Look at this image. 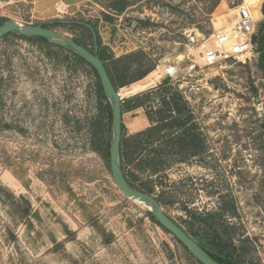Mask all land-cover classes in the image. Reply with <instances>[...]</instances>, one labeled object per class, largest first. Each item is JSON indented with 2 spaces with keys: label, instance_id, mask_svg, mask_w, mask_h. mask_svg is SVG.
<instances>
[{
  "label": "rangeland",
  "instance_id": "1",
  "mask_svg": "<svg viewBox=\"0 0 264 264\" xmlns=\"http://www.w3.org/2000/svg\"><path fill=\"white\" fill-rule=\"evenodd\" d=\"M263 2L0 0V21L47 26L91 49L96 41L87 25L112 60L142 53L143 69L152 71L117 92L151 76L153 84L121 103L126 108L141 95L153 99L122 112V139L130 144L151 127L148 114L160 101L154 92L169 87L186 102L179 119L191 115L187 127L194 125L207 151L179 156L172 146L165 168L151 177L137 172V183L158 186L153 196L163 193V212L182 227L195 213L227 205L222 219L231 225L233 257L264 264V77L258 62L237 68L227 84L196 65L190 77L167 78L168 85L156 73L166 61L189 69L196 50L188 35L208 39L214 23H230L241 4L260 11L258 34L264 35ZM95 83L89 68L51 45L15 36L0 41V264H197L150 220L146 207L119 193L109 159L94 150ZM175 132L168 131L170 139Z\"/></svg>",
  "mask_w": 264,
  "mask_h": 264
},
{
  "label": "trees",
  "instance_id": "2",
  "mask_svg": "<svg viewBox=\"0 0 264 264\" xmlns=\"http://www.w3.org/2000/svg\"><path fill=\"white\" fill-rule=\"evenodd\" d=\"M261 12L262 14H264V2L262 4ZM258 13L261 16L259 10ZM4 22L6 21H0V26ZM42 27L48 29L47 26ZM84 27H86L85 29H87L89 34L91 33L90 40L92 42L95 38L96 46L98 49L97 56L102 62L107 72V75L111 81V84L116 92L119 88H123L136 81L143 79L152 71V68L143 69V60L145 59V56L142 53L129 54L121 57L118 60H112L111 57L107 56L104 50L100 48V44L98 42V35H92V27L87 25H85ZM8 36H15L21 40L29 42H41L47 46H50V44L48 45V42L45 39L39 37H21L15 33H12L5 36L4 38ZM72 41L90 52L94 51L95 45L91 49H88L81 42L75 40ZM256 43L259 51L258 68L260 69L264 77V41H256ZM53 47L56 48V50L66 54V56L72 58V60H74V63L78 66H85L89 68L94 74L96 78V109L98 111L95 121L93 122L96 125V128L98 129V131H95L94 135L92 136L94 140V150L102 153L106 159H109L112 117L110 105L102 92L101 84L96 71L92 68L90 64L80 59L75 54H72L57 46ZM135 63L137 64V66L135 67L136 69H133L132 66ZM163 85H168L167 79L164 81ZM154 93L160 97V101L158 108L153 112L150 111L148 114V120L153 126L151 125V127L143 133H138L131 140L130 144L125 142L121 136L119 152V164L127 184L138 191L150 195H154L155 189L158 188V186H156L153 182L137 183L139 179L136 173L147 171L149 177L159 174V172L165 168V165L168 162V153H170L168 152V149L174 146L172 140L169 138V134H167L168 131H171L173 128L185 127L187 125V122H189V119L192 118L191 115H189L187 119L188 121H182L179 119V116L185 114V111L187 109L186 102L183 101V99L179 97L177 93L170 90L169 87L161 89L158 92L156 90ZM152 99L153 98L149 97V95H141L140 97L134 99L131 102V105L127 106L126 108L124 106V103H121V112L126 109L140 107ZM105 117L108 121V127L107 131L103 133L104 130L102 128V125ZM104 134H106L108 138L105 137ZM181 136H183L182 144L180 143L181 145L185 146L188 138L191 140L192 145H194V141L196 139L194 134V125H191V127H188L183 130L181 132ZM148 148L150 149V152L147 153L146 156H141L142 151ZM134 163H136L135 169L131 172L128 168H130V166ZM162 196L163 193L161 192L156 198L159 204L161 203L160 201L162 200ZM227 210V205H223V207L220 208L219 212H212L206 214L195 213L190 217V221L184 222V227L177 223L176 224L181 227L183 231L187 235H189V237L195 243H197V245L211 259L218 262L219 264H245L242 261L236 260L233 257L236 247L234 246L235 242L233 241L234 236L230 233L231 225L229 221L226 222L222 219L224 217V212H227ZM147 215L152 222H154L157 226L160 227V225L154 220V218L149 213H147ZM178 244L180 245V243ZM183 249L186 251L185 248ZM189 256L191 255L189 254ZM191 258L193 257L191 256ZM195 262L199 264L196 260Z\"/></svg>",
  "mask_w": 264,
  "mask_h": 264
},
{
  "label": "water",
  "instance_id": "3",
  "mask_svg": "<svg viewBox=\"0 0 264 264\" xmlns=\"http://www.w3.org/2000/svg\"><path fill=\"white\" fill-rule=\"evenodd\" d=\"M264 31V30H263ZM15 33L21 37H39L45 39L48 44L60 47L72 54H75L80 59L86 61L96 71L102 92L110 105L111 111V141L109 145V171L116 189L125 198L137 202L148 208V213L160 225V227L170 234L175 241L186 249V251L199 264H219L211 259L189 235H187L181 227L172 221L163 212L160 204L153 195L138 191L130 187L121 170L119 164L120 141L122 135V112L121 101L122 97L119 92L113 88L107 72L97 56V46L93 52L77 45L72 40L61 36L60 34L43 28L41 26L21 25L17 22L6 21L0 26V41L7 35ZM264 41V35L258 38V42ZM95 42V38H94Z\"/></svg>",
  "mask_w": 264,
  "mask_h": 264
},
{
  "label": "built area",
  "instance_id": "4",
  "mask_svg": "<svg viewBox=\"0 0 264 264\" xmlns=\"http://www.w3.org/2000/svg\"><path fill=\"white\" fill-rule=\"evenodd\" d=\"M260 21L253 19L249 9L241 4L235 9L231 22L214 29L208 39L188 35V46H194L196 50L189 69L186 67L181 71L177 63L166 61L156 68L158 79L177 81L180 75L182 78L190 77L191 68L196 65L201 71H208L222 83L232 82L237 68L258 62L256 41L259 38ZM256 111H263L262 104L257 106Z\"/></svg>",
  "mask_w": 264,
  "mask_h": 264
},
{
  "label": "flooded vegetation",
  "instance_id": "5",
  "mask_svg": "<svg viewBox=\"0 0 264 264\" xmlns=\"http://www.w3.org/2000/svg\"><path fill=\"white\" fill-rule=\"evenodd\" d=\"M188 126V123L185 127L182 128H173V130H176L175 134L172 135V137H174L175 139H171L172 143L174 144V148H175V152L179 155V156H190V152L193 153L194 157L196 156H203V154H206L207 148H206V141L205 143H203L202 139L199 140L196 136V139L194 141V145H192L191 140L188 138L186 145L183 146L182 144V137L181 136V132L183 130H185ZM195 130V129H194ZM202 138V136H201ZM181 143V144H180Z\"/></svg>",
  "mask_w": 264,
  "mask_h": 264
},
{
  "label": "bare ground",
  "instance_id": "6",
  "mask_svg": "<svg viewBox=\"0 0 264 264\" xmlns=\"http://www.w3.org/2000/svg\"><path fill=\"white\" fill-rule=\"evenodd\" d=\"M246 6V5H245ZM249 11H250V14L251 16L253 17V19L259 21L261 20V16L259 15V13L256 11V10H253L251 8H249L248 6H246ZM221 26V22L218 20V22L216 21L214 23V27L217 29ZM146 81L148 80V83H145V84H134L132 86V88L129 90V91H126V92H123L121 95V97L123 98L125 95H132V94H135L137 92H140V91H143L144 89H146L149 85L153 84V81L151 79V76H148L146 79ZM148 210V208H146Z\"/></svg>",
  "mask_w": 264,
  "mask_h": 264
}]
</instances>
